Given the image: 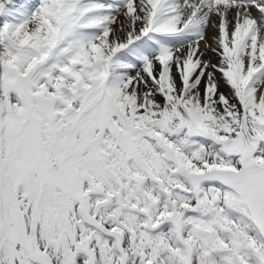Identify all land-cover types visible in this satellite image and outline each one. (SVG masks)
Returning <instances> with one entry per match:
<instances>
[{"label": "snow or ice", "instance_id": "6c2138e0", "mask_svg": "<svg viewBox=\"0 0 264 264\" xmlns=\"http://www.w3.org/2000/svg\"><path fill=\"white\" fill-rule=\"evenodd\" d=\"M0 264H264V0H0Z\"/></svg>", "mask_w": 264, "mask_h": 264}]
</instances>
